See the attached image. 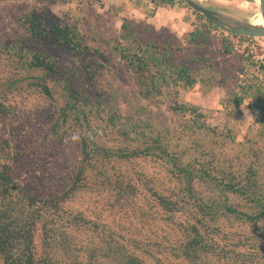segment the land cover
Here are the masks:
<instances>
[{"label":"trees","instance_id":"trees-1","mask_svg":"<svg viewBox=\"0 0 264 264\" xmlns=\"http://www.w3.org/2000/svg\"><path fill=\"white\" fill-rule=\"evenodd\" d=\"M6 1L0 0V4ZM34 1L40 6L29 8L24 4L17 19L22 22L21 36L6 37L9 34L0 23V72L5 79L0 81V126L4 129V133L0 132V264H237L240 260L264 264V182L260 170L253 163L243 169H236L233 162L219 166L214 155L211 160L196 158L184 163L173 150L177 148L181 156L189 146L191 152L196 151L191 135L183 132L190 128V121L217 135L203 123L205 116L193 106L175 101L167 108L166 111H173L172 122L183 128V136L175 139L169 128L167 134L161 133L153 129L149 120L129 117L122 121L118 111L106 109L102 99L87 94L86 85L76 76L67 80L58 60L50 52L36 49L35 43L67 49L76 57L87 53L85 37L53 15L50 6L58 0ZM160 3L177 12L189 9L215 28L183 0ZM127 27L122 25L117 48L108 52L96 48L89 61L83 55L86 62L82 68L89 75L86 74L89 82L96 80L106 64L116 58L141 88L144 99L158 101L162 94L179 87L190 89L204 81L193 74L188 63L176 61L181 48L175 52L171 46L160 49V44L145 41L142 33L133 38ZM188 36L197 48L202 45L198 27ZM231 36L244 41L252 39ZM230 44L224 40V53L231 54ZM198 60L203 62L202 68L216 69L207 57L201 55ZM260 68L264 73V64ZM55 76L65 78L59 92L61 101L55 98L56 89L49 84L58 85ZM31 92L41 94L59 112L60 122L48 124L44 138L54 134L55 146L67 136L76 139L69 148V162L62 169L61 186L54 191L35 193L18 175L27 152L17 145V129L26 127L31 120L27 110H21L12 97L17 94L27 98L25 95ZM40 98L37 96L35 101L38 113L43 104ZM242 99L235 96L236 106ZM251 107L253 123L264 144V103ZM25 114L28 115L24 117ZM162 115L166 119L167 113ZM68 122V128L72 126L76 133L64 129ZM107 140H115L120 146H106ZM258 148L245 157L259 163L264 159V148ZM148 157L166 170L164 186L152 179L143 180V174L136 170L135 160ZM138 180L147 193L142 201L148 211L142 212L148 235L142 238L134 234L126 240L116 234L112 224L102 221L101 215L106 206L125 209L134 205L139 194ZM197 184H202L208 194L198 192ZM86 191L107 198L94 218L68 207L77 194ZM233 224L236 229L231 230Z\"/></svg>","mask_w":264,"mask_h":264},{"label":"rangeland","instance_id":"rangeland-1","mask_svg":"<svg viewBox=\"0 0 264 264\" xmlns=\"http://www.w3.org/2000/svg\"><path fill=\"white\" fill-rule=\"evenodd\" d=\"M201 1L235 12L241 11L239 5L243 2L253 5V0H222L225 4L218 2L221 0ZM24 4L29 5V8L40 6L34 0H7L0 4V9H2L0 23L4 24L6 35L9 34L6 37H12L10 34L21 36L22 22L18 23L17 19L21 9H24L22 7ZM50 10L59 20L66 21L71 28L85 37L87 53L79 54L76 57L71 56L67 49H54L45 43H35L36 49L48 51L53 58L58 60L59 69L61 72H65L67 80L76 76V79L86 85L84 88L87 94L93 98L102 99L106 109L110 107L112 110L118 111L123 118L122 121L129 117L149 120L153 129H158L161 133L167 134L166 129L169 128L170 134L175 139L183 134V128L172 122L173 111H166L167 108L175 101L178 104L195 107L197 113L205 116L203 123L210 128L209 130L217 131V135L200 129L197 123L190 121V128L183 132L191 135L193 150L196 151L191 152L189 150L191 146H189L185 155L181 156L177 152L178 149L175 148V143L172 142V146L175 148L173 151L179 158L185 163L196 158L211 160L214 155L219 166L233 162L236 169H243L244 166L253 163L262 173L264 182V159L261 158L259 163H254L245 157L248 152L251 153V150L257 147H259L258 150L264 148L259 130L253 123V108L251 107L254 104L262 105L264 103V99L261 100L264 94V73L260 68V65L264 64V37H251V40L245 41L238 37H232V34L207 25L204 20L199 19L189 9L177 12L174 9L162 7L160 0H58L57 4L50 6ZM123 24L128 25L127 30L132 31L133 34L130 35H133V38L142 33L145 41L160 44V49L165 50L171 46L175 52V49L181 48V52L176 56V61L188 63L193 74H197V78L202 77L204 81L197 82L190 89L179 87L177 91L172 90L162 94L158 101L144 99L140 93L141 88L132 79L122 62L116 58L115 62L106 64L96 80L89 82L87 78L89 75L83 70L82 64L93 59L91 56L94 55L93 51L96 48L104 52L110 51L113 47L117 48ZM195 27H198V30L202 32L199 40L202 45L199 48L188 39L189 33ZM224 40L231 42V54L223 52ZM83 55H87V59ZM201 55L214 63L216 69L202 68L203 62L198 60ZM74 72L75 75H72ZM2 75L3 72H0L1 82L5 80L2 79ZM64 79L58 78L57 86L49 83L56 89L53 93L59 101H61L59 92L64 85ZM78 87L81 88V86ZM25 96L27 98H21L17 94L12 97L21 110H27L31 120L26 127L17 129V145L27 152L18 168V175L35 193L54 191L61 186L64 177L62 169L69 162V148L75 144L73 140L76 139L67 136L55 146V141H52V139H56L54 134L50 133L44 138L49 130L46 129V126L56 120L60 122L59 112L51 106L50 101L44 100V97L42 98L38 92H31ZM37 96L41 97L40 101L43 103L39 113L35 103ZM235 96L243 98L242 103L238 106L234 102ZM11 102L14 104L13 100ZM162 113L164 115L167 113L166 119L163 118ZM27 115L25 114L24 117ZM70 124L71 122H68L64 129L76 133L75 130H71L72 126L71 129L68 128ZM44 128L45 131L42 133ZM0 132L4 133L1 126ZM225 134H228L229 137ZM94 138L97 137L94 136ZM105 145L120 146L119 142L115 140L108 141ZM262 153L260 151V154ZM135 163L136 170H139L144 176L141 177L143 180L145 178L152 179L163 186L167 183L166 170L160 162L148 157L145 160L136 159ZM173 182L176 183L175 180ZM137 183L139 187L137 193L139 194L135 198L134 205L125 209H119L118 206L115 209H110L106 206L101 215V220L112 224L116 229V234L124 236L126 240L129 236L133 238L134 234L142 236V238L148 235L143 228L146 217L142 212L144 209V212L148 211L142 201L147 193L143 183L139 180ZM196 188L202 195L208 194V190L205 191L202 184H197ZM106 200L107 198L99 197L94 192L86 191L81 195L77 194L69 202L68 207L83 211L89 217L94 218L95 215L98 216L99 207L103 206ZM226 224L230 228L229 222ZM226 224L224 223V225ZM160 226L163 228L165 225L161 223ZM234 229H236V224H233L231 228V230ZM245 251L246 249L243 250V252ZM240 261L243 263L238 262L237 264H257L254 260ZM103 264L110 263L104 262ZM173 264L176 263L173 262Z\"/></svg>","mask_w":264,"mask_h":264},{"label":"water","instance_id":"water-1","mask_svg":"<svg viewBox=\"0 0 264 264\" xmlns=\"http://www.w3.org/2000/svg\"><path fill=\"white\" fill-rule=\"evenodd\" d=\"M193 11L202 15L216 28L228 33L247 37H264V0H258L257 10L263 19L262 25L251 23L253 13L224 10L201 0H183ZM254 1V0H253Z\"/></svg>","mask_w":264,"mask_h":264},{"label":"bare ground","instance_id":"bare-ground-1","mask_svg":"<svg viewBox=\"0 0 264 264\" xmlns=\"http://www.w3.org/2000/svg\"><path fill=\"white\" fill-rule=\"evenodd\" d=\"M218 2L225 4V3H223L222 0L218 1ZM257 7H258V0H254L252 6L248 5L246 2H243L239 5V9H241V11L254 14L253 18H251V23H253L255 25H262L263 19L257 10Z\"/></svg>","mask_w":264,"mask_h":264}]
</instances>
